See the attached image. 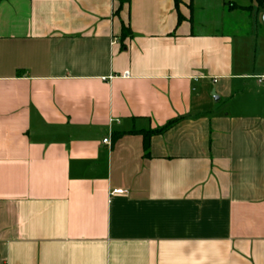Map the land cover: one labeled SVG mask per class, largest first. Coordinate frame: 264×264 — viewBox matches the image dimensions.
<instances>
[{
    "label": "crops",
    "instance_id": "crops-1",
    "mask_svg": "<svg viewBox=\"0 0 264 264\" xmlns=\"http://www.w3.org/2000/svg\"><path fill=\"white\" fill-rule=\"evenodd\" d=\"M263 9L0 0V264H264Z\"/></svg>",
    "mask_w": 264,
    "mask_h": 264
},
{
    "label": "trees",
    "instance_id": "trees-1",
    "mask_svg": "<svg viewBox=\"0 0 264 264\" xmlns=\"http://www.w3.org/2000/svg\"><path fill=\"white\" fill-rule=\"evenodd\" d=\"M131 0H116L118 3V13L123 10V8L130 3ZM258 4L260 8H264V0H251ZM233 7V6H232ZM180 120H175L170 123H168L165 127L157 130H152L149 132L143 133L144 138V150L146 152V156H149V150L151 145V140L154 136H159L165 134L167 131H169L173 126H175Z\"/></svg>",
    "mask_w": 264,
    "mask_h": 264
},
{
    "label": "built area",
    "instance_id": "built-area-1",
    "mask_svg": "<svg viewBox=\"0 0 264 264\" xmlns=\"http://www.w3.org/2000/svg\"><path fill=\"white\" fill-rule=\"evenodd\" d=\"M263 12H264V9H263ZM258 80H259V83L260 84H262V83H264V76L263 77H258ZM104 144H106V145H111V140H110V138H108V139H105L104 140V142H103ZM115 194H122V191H116V192H114Z\"/></svg>",
    "mask_w": 264,
    "mask_h": 264
},
{
    "label": "rangeland",
    "instance_id": "rangeland-1",
    "mask_svg": "<svg viewBox=\"0 0 264 264\" xmlns=\"http://www.w3.org/2000/svg\"><path fill=\"white\" fill-rule=\"evenodd\" d=\"M214 19H216V18H218V16H216V17H213ZM216 21V20H215Z\"/></svg>",
    "mask_w": 264,
    "mask_h": 264
},
{
    "label": "water",
    "instance_id": "water-1",
    "mask_svg": "<svg viewBox=\"0 0 264 264\" xmlns=\"http://www.w3.org/2000/svg\"><path fill=\"white\" fill-rule=\"evenodd\" d=\"M263 22H264V17H263Z\"/></svg>",
    "mask_w": 264,
    "mask_h": 264
}]
</instances>
